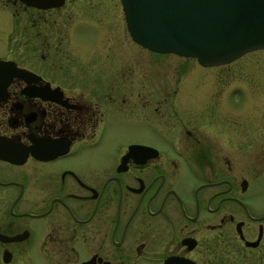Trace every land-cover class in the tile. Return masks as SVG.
Segmentation results:
<instances>
[{"label":"flooded vegetation","instance_id":"af4514ba","mask_svg":"<svg viewBox=\"0 0 264 264\" xmlns=\"http://www.w3.org/2000/svg\"><path fill=\"white\" fill-rule=\"evenodd\" d=\"M108 1L0 0L26 49L0 59L27 72L0 98V264H264V84L241 106L227 95L255 86L208 81L243 55L182 85L181 104L177 83L159 97L91 66L106 41L71 17ZM121 123L141 132L113 141Z\"/></svg>","mask_w":264,"mask_h":264},{"label":"water","instance_id":"95a60500","mask_svg":"<svg viewBox=\"0 0 264 264\" xmlns=\"http://www.w3.org/2000/svg\"><path fill=\"white\" fill-rule=\"evenodd\" d=\"M37 7L62 0H19ZM130 39L155 53L195 58L201 66L228 63L264 49V0H118ZM26 71L0 60V98L12 76Z\"/></svg>","mask_w":264,"mask_h":264},{"label":"rangeland","instance_id":"374dc122","mask_svg":"<svg viewBox=\"0 0 264 264\" xmlns=\"http://www.w3.org/2000/svg\"><path fill=\"white\" fill-rule=\"evenodd\" d=\"M116 0H109L107 5L98 4L97 9L85 8L82 5H76L74 8V16L71 17L74 24L81 23L90 25L92 28H97L99 33L102 34V38L106 42L101 43L102 53H96L94 59V65L96 68L103 65L112 67V73L117 71L126 72V75L132 81H142L143 83H149L159 87V97H163L164 92L171 91L175 83L180 88L179 94L176 95V99H179L178 103H184V93L181 92L184 84H197L202 87L209 86V82L214 81L220 83H232L234 81H240L251 86H255L251 89V97L247 91L241 90L236 92L237 94L230 95L226 99H233L237 101L241 106L247 104L250 98L258 97L261 95V86L264 84V49L254 50L244 55L245 58L231 64L223 70H219L218 74H214L213 79L206 74L210 67L206 70L200 67H194L190 71V67L195 66V63L191 62L190 58L178 57L173 54H154L149 53L145 49H141L134 45L125 32L124 22L119 10V6L115 5ZM12 12L11 7L0 9V55L5 53L7 48L15 45V60H24L25 47L22 44L20 36V22L19 25H15L9 29L10 19ZM20 16V15H19ZM16 16L21 18L22 16ZM83 20H82V19ZM89 30L82 29V26L75 27L72 33L76 40L79 41V46H84L93 38V34L89 33ZM70 33V32H69ZM6 38L9 40L6 41ZM11 44H10V43ZM84 52V50H81ZM247 58V59H246ZM250 62H246V61ZM108 63V64H104ZM88 63V62H85ZM246 63L245 71L241 66ZM89 64V63H88ZM225 70V72H223ZM215 71V70H214ZM189 72V73H188ZM108 75V73H107ZM111 76V74H109ZM209 76V77H207ZM206 77L208 81L206 83ZM138 78V80L136 79ZM167 97V96H166ZM171 97V96H170ZM173 98V96H172ZM184 98V99H183ZM187 102V101H186ZM177 103V101H176ZM141 132V128L136 126V123H121L114 127L110 133V139L113 141L118 139H127L136 136Z\"/></svg>","mask_w":264,"mask_h":264}]
</instances>
